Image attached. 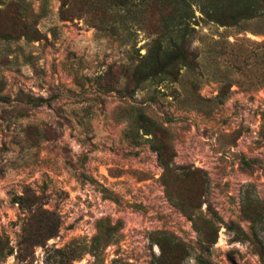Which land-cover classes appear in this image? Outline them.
Listing matches in <instances>:
<instances>
[{
	"label": "rangeland",
	"instance_id": "374dc122",
	"mask_svg": "<svg viewBox=\"0 0 264 264\" xmlns=\"http://www.w3.org/2000/svg\"><path fill=\"white\" fill-rule=\"evenodd\" d=\"M113 3L0 0V264H264L262 25L194 5L199 70L126 91L159 14ZM152 133L207 181L167 176L192 218L166 197Z\"/></svg>",
	"mask_w": 264,
	"mask_h": 264
},
{
	"label": "trees",
	"instance_id": "16d2710c",
	"mask_svg": "<svg viewBox=\"0 0 264 264\" xmlns=\"http://www.w3.org/2000/svg\"><path fill=\"white\" fill-rule=\"evenodd\" d=\"M194 5L205 21L212 22L220 27L238 28L240 31L245 30L244 28L246 27L244 26L247 23L255 22L262 25L261 33L264 35V0H114L113 8L128 16L131 15L133 8L140 10L148 6L154 8L159 14L155 35L148 43L145 55L141 57L139 63L133 66L132 69L125 71L126 91L130 85L133 86V89H137L146 82L156 84L163 81L177 82L182 69H186L190 73H195L199 70L200 52L197 48L192 47L196 32L194 28V25L196 26ZM135 22L137 23L136 20ZM110 32L115 34V31ZM223 44L225 45V43ZM254 45L256 49H259V52L252 55L250 66L262 67L263 72L259 79V84L264 87V42ZM224 49L225 47L219 53L220 56H225ZM211 50L213 54V48ZM244 67H248V65ZM228 88L230 86L222 83L216 98L224 99L228 93ZM45 102L42 98H33L31 100V103L35 106H41ZM140 118L145 121L142 115H140ZM151 127V124H149L147 128ZM145 133L151 134L146 129ZM152 136L153 150L157 153L158 160L164 171L163 184L166 197L188 218H192L196 210L200 209L201 206H198V204L188 206L181 199L174 197L169 188L167 176L171 173H175L177 177L200 175L203 184H206L207 181L202 178L203 174L199 170H190L186 167H178L171 164L174 157L173 149L170 145L168 146V142L159 140L155 133H152ZM40 227L30 236L31 238L37 237L36 234L43 230ZM53 235L54 233L51 229L48 238ZM160 246L163 251L161 259H165L164 247L161 244ZM258 255L264 261V252L259 251ZM161 263L163 262L158 258L157 264Z\"/></svg>",
	"mask_w": 264,
	"mask_h": 264
}]
</instances>
